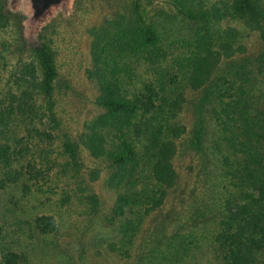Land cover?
<instances>
[{
    "label": "rangeland",
    "instance_id": "obj_1",
    "mask_svg": "<svg viewBox=\"0 0 264 264\" xmlns=\"http://www.w3.org/2000/svg\"><path fill=\"white\" fill-rule=\"evenodd\" d=\"M231 3L79 0L74 14L39 40L56 71L51 111L39 90L38 60L20 46L16 20L1 11L0 151L8 161H0V264L16 257L17 264H224L225 217L245 201L226 169L225 156L242 154L222 131L227 118L219 99L250 102L264 145V32L244 20L212 19L215 28L240 32L241 50L234 62L219 60L206 87L212 91L192 90L187 75L207 19ZM148 28L156 41L145 38ZM101 85L127 98L157 92L167 107H179L171 121L185 129L175 140L176 181L159 206L146 163L125 170L88 149L105 114ZM238 109L236 103L241 142L250 118ZM198 123L202 150L189 142ZM65 144L76 147L74 160ZM121 196L134 202L124 216L114 213ZM256 253L255 264H264V249Z\"/></svg>",
    "mask_w": 264,
    "mask_h": 264
},
{
    "label": "trees",
    "instance_id": "obj_2",
    "mask_svg": "<svg viewBox=\"0 0 264 264\" xmlns=\"http://www.w3.org/2000/svg\"><path fill=\"white\" fill-rule=\"evenodd\" d=\"M1 9L0 0V17L3 18ZM222 10L216 8L212 11V18L207 19L206 22L211 26L204 28L207 33L206 35L202 33L197 44L199 52L192 59L187 75V81L192 90L206 88L208 83H213L210 80L214 69L219 65V60L222 58L234 62V56L241 50V47L237 45L240 32L235 27L215 28L211 23L212 19L216 22L222 18L244 20L248 25L253 24L264 32V0H232V3L228 7H223ZM208 15H203V17L208 18ZM212 29L215 30L211 33ZM146 37L156 41L155 35L149 28L145 32ZM32 50L42 71L39 90L47 100V110L51 111L53 82L56 78L53 60L45 45L41 44ZM236 69L238 66L234 68ZM252 71L250 68L251 74ZM206 89V91H212V87ZM99 99L105 109V114L95 122L96 125L92 128L88 145L91 155L97 159L107 160L115 166H124L125 170L130 168L134 171L137 170L141 161L146 163L157 188L156 204L161 205L167 190L171 189L176 181L172 165V158L176 153L175 140L181 137L185 129L171 121L176 117L179 107H175V103L167 107L160 101L161 97L157 92L147 96L127 98L119 92L115 93L107 85H101ZM219 102L224 105L222 110L227 118L222 131L231 132V148L232 150H236V147L237 150L240 148L239 152L242 154V156L233 155L232 160L225 156V163H230L226 169L228 175L237 182L239 196H242L245 201L237 212L233 214L229 212L231 217L229 215L225 217V221L230 219L225 222L229 234L223 231L221 237L224 241L230 240V242H226L224 247L226 258L224 264H255L256 251L264 249V145L258 141L259 136H256L259 126L258 121L250 117L247 108V103L250 104V102H246L245 99L231 101V98L227 103L224 99H219ZM236 103L240 108L238 111L245 117L244 120L246 117L250 118L247 127L243 129V141L241 139V142L235 140L238 136L237 122L240 119L235 116ZM202 127L201 123L196 124L189 140L190 146L196 150H202ZM248 133L249 137H246ZM224 137L227 139L225 135ZM142 140L145 141L143 145ZM138 141L143 149L139 148ZM64 149L74 160L76 147L65 144ZM7 158L5 151L1 149L0 161L7 163ZM95 201L93 199L92 203L95 204ZM136 201L141 202L140 199ZM132 206H134L133 201L121 196L114 213L124 216L128 209L132 210ZM15 259L18 258H12L13 261H8V264H17Z\"/></svg>",
    "mask_w": 264,
    "mask_h": 264
},
{
    "label": "water",
    "instance_id": "obj_3",
    "mask_svg": "<svg viewBox=\"0 0 264 264\" xmlns=\"http://www.w3.org/2000/svg\"><path fill=\"white\" fill-rule=\"evenodd\" d=\"M79 0H3L2 13L16 20L19 44L35 49L45 30L60 19L68 20Z\"/></svg>",
    "mask_w": 264,
    "mask_h": 264
}]
</instances>
